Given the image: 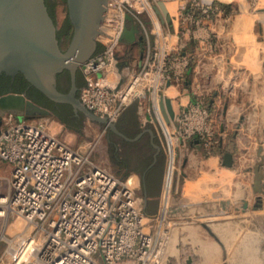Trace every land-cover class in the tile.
<instances>
[{
	"label": "rangeland",
	"instance_id": "obj_1",
	"mask_svg": "<svg viewBox=\"0 0 264 264\" xmlns=\"http://www.w3.org/2000/svg\"><path fill=\"white\" fill-rule=\"evenodd\" d=\"M159 1L146 0L156 42L172 49L173 69L192 70L198 107L178 109L175 119L154 126L144 123L145 104L139 101L125 112L137 126L155 131L162 158L156 193L146 199L151 213H144L152 238L148 263L264 264V0H164L175 8L169 12L174 28L155 13ZM55 9L60 24L66 5ZM180 12L183 19L176 18ZM142 18L151 27L150 18ZM147 32L152 48L155 38ZM146 44L128 51L127 73L138 69L139 47ZM37 118L67 145L128 181L143 208L140 177L123 165L124 149L107 127L83 116L68 125L54 115ZM225 154L229 166L222 163ZM8 190V180L0 179V197ZM0 212V264H10L18 239L42 235L2 201Z\"/></svg>",
	"mask_w": 264,
	"mask_h": 264
},
{
	"label": "built area",
	"instance_id": "obj_2",
	"mask_svg": "<svg viewBox=\"0 0 264 264\" xmlns=\"http://www.w3.org/2000/svg\"><path fill=\"white\" fill-rule=\"evenodd\" d=\"M142 15L151 20L153 47L122 77L116 68L129 54L127 43L138 34L132 23H144ZM151 15L146 0H107L98 30L112 38L96 33L99 49L80 65L78 99L94 114L115 122L131 102L148 100L144 123L175 119L162 92L173 53L156 42ZM131 28L133 41L125 42ZM0 163L9 167V190L0 201L42 235L18 239L10 264H149L152 238L133 187L53 135L41 118L1 115Z\"/></svg>",
	"mask_w": 264,
	"mask_h": 264
},
{
	"label": "water",
	"instance_id": "obj_3",
	"mask_svg": "<svg viewBox=\"0 0 264 264\" xmlns=\"http://www.w3.org/2000/svg\"><path fill=\"white\" fill-rule=\"evenodd\" d=\"M66 3L73 25V36L66 52H61L55 25L43 0H0V72H21L49 99L68 103L83 117L118 133L115 122L94 114L80 103L74 93L75 87L63 94L53 86L55 72L68 68L74 76L77 66L93 54L96 33L112 38L98 30L105 16L107 0H66ZM164 13L169 21L165 10ZM135 32L134 28L126 29L122 38L130 41ZM165 103L172 117L170 100L166 98ZM6 113L37 118L48 115L49 110L37 105L24 94L8 92L0 95V117ZM231 161V156L225 154L222 163L229 166ZM146 199L147 195L144 194Z\"/></svg>",
	"mask_w": 264,
	"mask_h": 264
},
{
	"label": "flooded vegetation",
	"instance_id": "obj_4",
	"mask_svg": "<svg viewBox=\"0 0 264 264\" xmlns=\"http://www.w3.org/2000/svg\"><path fill=\"white\" fill-rule=\"evenodd\" d=\"M43 1L47 13L52 18L55 25L59 49L61 52H66L73 36V25L68 15L66 0ZM60 2H64L66 5V15L61 20V23L57 24L58 22L55 7ZM144 23L147 24L145 20ZM98 49L99 46L96 44L93 53L98 51ZM80 65L81 64H79L75 69L74 76L71 75L68 68H63L53 74L52 83L58 92L65 94L75 87V96L77 98L79 97L80 90L84 84V77L82 75ZM4 90L8 91L0 93V95L8 92L24 94L28 99L37 105L48 109V115L55 116L53 111L58 112L60 117L64 118V121L79 119V117L83 116L79 111L75 112L70 104L59 103L49 99L35 85L27 80L21 72H0V92ZM128 106L122 111L115 121L118 133L109 128L108 130L112 138L116 140V146L124 149L126 156L124 157L125 162L123 165L138 174L144 194L147 196H153V194L155 195L156 193L158 176L162 164L160 149L156 143L157 134L151 127H141V125L137 126L134 119L127 117L125 112L128 110ZM58 119L61 120V118ZM142 206L145 214L151 213L150 211H147L146 200Z\"/></svg>",
	"mask_w": 264,
	"mask_h": 264
},
{
	"label": "crops",
	"instance_id": "obj_5",
	"mask_svg": "<svg viewBox=\"0 0 264 264\" xmlns=\"http://www.w3.org/2000/svg\"><path fill=\"white\" fill-rule=\"evenodd\" d=\"M160 2L163 3L164 10L167 12V15L170 16L169 12H171L175 9V8H173L174 6H172V4L168 5L169 3L164 1V0L163 1L160 0L159 3ZM155 13L159 17L164 16L167 20V17L165 15L164 11L161 9L160 5H158V8L155 9ZM179 15L183 19L184 16L181 12L178 14L176 13V18L179 17ZM166 22H167V25L171 28H172V26L174 28V25L176 24V23L174 24L173 18H169V21H166ZM132 24L138 30V34H137L136 39L133 42V44L131 43L129 45V43H127L128 48L130 50L131 48L135 47L137 45V43L140 44L141 41H144V42L147 41V44L145 46L142 45L139 47V52L143 56L151 48L150 43H149V39H148L147 35L145 34L146 30H149L150 27H149V25H147L143 22L141 24H139V23H137V21H135ZM175 30H176V28H175ZM175 33L177 34V31ZM124 41L126 42L127 40H124ZM132 41H133V39L130 41H127V42H132ZM134 44H135V46H132ZM140 60H141V58H140ZM128 65L129 64L126 62V60L119 62L118 66L116 68V71L119 72L120 76L123 77V75L127 72V68L129 67ZM132 70H134V69H132ZM167 73L169 75L168 78H170V79H169V82L162 88V92H163V99L165 100L167 98L170 100L172 110L174 112H177L178 109L189 110L190 108H193L195 105H197L198 101L194 97V88H195L194 83L197 84L196 83L197 80L196 81L193 80L192 70L190 72V71H188V69L179 70V69H173V67H171V69H169ZM116 75L110 74L111 80L117 82L118 77ZM179 81H180V83H179ZM141 105H144V106H142L143 110H144V111H142V114L145 115V113L147 112L148 107H149V101L147 100V103L144 101L143 103H141ZM1 167L3 168V170H1ZM8 177H9V167L0 163V179H3L7 182ZM162 215H163V213H162Z\"/></svg>",
	"mask_w": 264,
	"mask_h": 264
},
{
	"label": "trees",
	"instance_id": "obj_6",
	"mask_svg": "<svg viewBox=\"0 0 264 264\" xmlns=\"http://www.w3.org/2000/svg\"><path fill=\"white\" fill-rule=\"evenodd\" d=\"M8 90H4V91H2V92H0V93H4V92H7ZM54 112V114H55V116L57 117V118H61V120H63L64 118L63 117H60V114L58 113V112H56V111H53ZM62 122H64V123H66L67 125H68V121H62Z\"/></svg>",
	"mask_w": 264,
	"mask_h": 264
},
{
	"label": "bare ground",
	"instance_id": "obj_7",
	"mask_svg": "<svg viewBox=\"0 0 264 264\" xmlns=\"http://www.w3.org/2000/svg\"><path fill=\"white\" fill-rule=\"evenodd\" d=\"M159 5H161L160 7H161V9L164 11V5H163V3L162 2H160V4ZM1 213V212H0ZM21 258H22V255H21Z\"/></svg>",
	"mask_w": 264,
	"mask_h": 264
}]
</instances>
